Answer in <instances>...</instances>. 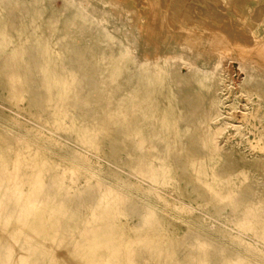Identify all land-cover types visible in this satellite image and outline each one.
Instances as JSON below:
<instances>
[{
    "label": "bare ground",
    "instance_id": "obj_1",
    "mask_svg": "<svg viewBox=\"0 0 264 264\" xmlns=\"http://www.w3.org/2000/svg\"><path fill=\"white\" fill-rule=\"evenodd\" d=\"M80 1L87 0H0V264H236L241 255L248 257L244 264H264V249L246 240L264 247V19L247 21L254 2L219 0L244 20L251 45L230 43L233 29L226 37L222 24L217 30L187 16L161 26L171 47L162 53L152 34L158 0H102L88 7L89 17H82ZM103 31L114 41L105 42ZM57 32L67 37L57 40ZM122 47L139 69L169 64L178 104L173 127L188 128L181 138L148 131V110L135 98L140 93L129 70L116 82L107 77L112 60L104 57ZM227 62L243 74L239 90ZM236 109L244 122L232 120ZM229 128L231 139L221 142ZM166 144L178 192L197 212L188 215L185 234L163 249L143 240L113 247L115 214L151 218L149 164L165 156ZM215 148L220 162L205 170L207 178L245 168L249 178L241 186L214 188L201 180L202 161ZM51 152L72 164L69 176Z\"/></svg>",
    "mask_w": 264,
    "mask_h": 264
},
{
    "label": "rangeland",
    "instance_id": "obj_2",
    "mask_svg": "<svg viewBox=\"0 0 264 264\" xmlns=\"http://www.w3.org/2000/svg\"><path fill=\"white\" fill-rule=\"evenodd\" d=\"M101 1L102 0H87V1H80L81 3L78 2L77 7L79 10H81L82 17H89L90 13L88 11V7L91 5H95ZM183 1L180 0L179 2L178 0H166V1L158 0V4L159 2H161L159 6L157 7V9L161 10V17L156 18L157 20L155 21L156 23H154L155 28L152 34L155 36L156 43H158V46H159L158 50L160 52L167 53L171 50L167 33L164 32L163 29H161V26L164 24V22L171 23L174 21V19L183 20V19H186L187 16H188L187 18L188 20L196 19L197 20L196 22H200V24L207 25L209 28L210 26L211 28L216 27V29L218 30L222 26L220 28L221 30L219 29L220 30L219 32L220 34L226 37L230 33V31H232L233 29V31L230 33L231 36L229 35L227 37L230 43L234 44V42L236 43L238 42V43H243L245 45L252 44V34L247 28V25L244 22V20L241 18V16H237L235 13H233L234 11L232 9L223 8L224 6L219 0L217 1L216 0H195V1L194 0H183ZM185 1L187 3H185ZM130 2H135V4L138 3V1L136 0H130ZM252 2H254V7L257 8L255 9L253 7V10L256 12L253 13V10L249 12L246 19L249 23L257 24V23H260L264 19V11H262L264 10V0H252ZM69 3L76 4L74 1L69 2ZM185 4L186 5L188 4L187 8ZM208 4L211 6H208ZM195 7L200 10L195 9ZM201 7L204 10L206 9V7L207 8L209 7V8L206 9L205 11L207 12H205L201 9ZM212 7L214 10L212 9ZM215 11L216 12L218 11L219 13L217 12L216 15H213V13H216ZM179 12L182 15L179 16ZM167 13L170 14V16L172 14L173 15L170 17L168 16ZM184 13L186 14L183 15ZM190 13H191V16H190ZM209 14H211L210 15L211 17L209 16ZM255 14H256V17H255ZM259 14L261 15L259 16ZM212 16L213 17L217 16V17L213 18ZM257 17H259V19ZM225 22H228V25L230 27L226 25ZM53 25L57 28V21H55ZM242 26L244 28H242ZM225 27L230 29L229 32H227L228 29H226ZM36 28L37 29L35 31V34L38 37H40L42 34L39 33L38 31L39 27H36ZM224 29H225V32H224ZM235 31L236 32L240 31L239 33L242 32L244 34L242 33L238 34V32L235 34L234 33ZM103 34L106 37L105 42L114 41V35L111 32L103 31ZM56 36H58L57 40L58 39L64 40L67 37V34L66 33L58 34L57 32ZM235 36H238V38L237 37L234 38ZM244 36L245 37L248 36L246 37V39L250 37L251 40L250 38L248 40L246 39L243 40ZM57 40L54 39L53 43H56ZM238 40H240L241 42H239ZM51 51L55 56L57 55L56 49H53ZM104 58L112 60V62L108 64L110 69L107 74V77L111 79L112 82H116V78L122 75L124 69L129 70L132 73V76L135 77V80H134V84L136 86L135 91L140 93L139 96H136L135 98H139L141 102L145 104V108L148 110V115H147L148 120L147 121H150L152 123V125L149 127L150 129L148 130L149 132L152 131L156 134L158 133L163 134L165 139L181 138L186 132H188L187 127H184L183 129H180V130L175 129L173 127V123H174L173 119L176 116H178V111H177L178 104L176 102V97L173 95L170 82L167 78L169 64L167 63L166 60H162L159 63L153 64V65H143L141 66V69H139L140 66L135 63L134 56L125 47L118 48L117 53L115 55L110 53V54H107ZM226 66L230 70V74L233 78L235 90H239L238 84L242 80L243 74H241L237 64L227 62ZM66 82H68L69 84L72 83L71 80H68ZM126 98L129 99L130 97L127 95ZM242 101L243 102L245 101V97H242ZM240 105H242V102ZM228 107L229 106L227 105V108ZM229 114L232 115V120L235 121L236 123L245 121L241 109L229 111ZM212 127L213 129L211 130V132H216L217 130L215 128V123H212ZM230 131H231L230 128L222 131L220 138H219L221 142L227 140L228 138L231 139L232 136L230 135ZM1 136H2V132H0V137ZM57 140L62 143L68 141L67 138L63 136H57ZM161 151L162 150H160V152ZM164 152H165L164 157H160V158L158 156L156 157L157 158L156 161L158 160L157 161L158 163H155V159H154L149 164L150 169H152L151 172L154 174V177H153L154 181L152 182V184L146 185L147 191L150 195V203L152 207L151 212H150L151 218L149 220H146L136 215L130 218H125L120 214H115L112 217V221L110 224V230H109L110 232L109 240L111 241L113 247L115 248L130 247V246L138 244L141 240H143V242L145 243H152V244L154 243L157 245L159 249H163L164 247H167L170 242H172L173 240L179 239L181 236L185 234L186 229H187L188 217L190 216L191 213L197 212V207L189 203L187 200H185L178 192V187L174 179V171L168 160L169 159L168 155L170 152V148L168 144L164 146ZM25 153L29 157L34 155L33 150L31 149V146H28L26 148ZM212 155L213 156L211 159L207 161H202L203 174H202L201 180L205 181L208 186L217 188L221 185L224 186L229 183L231 184V187H238V186H241L245 182V180H248L249 170L245 168H241L238 171L239 175H235L231 177H221V178H207L205 170L208 168H213L220 162V154L216 148L214 152L212 153ZM50 156L57 163V167L63 169V173L66 176H69L71 174V172L73 171L72 164L69 163L66 159H64V157L61 154L51 152ZM101 165L102 167L105 168L107 167L108 164L105 161H102ZM85 175H86V183H90L92 180L91 171L89 170L85 171ZM16 204L19 205L20 201H17ZM87 209H88V206H87ZM151 221L154 222L153 226H151L150 224ZM33 226H35V223H33L31 227ZM246 240L249 243L256 245L257 248L264 249L263 246L257 245L254 238L247 237ZM246 261H248V257L246 255H241L240 262L236 264H244V262Z\"/></svg>",
    "mask_w": 264,
    "mask_h": 264
}]
</instances>
